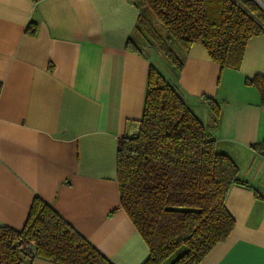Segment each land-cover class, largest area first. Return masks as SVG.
Segmentation results:
<instances>
[{
	"label": "crops",
	"instance_id": "obj_1",
	"mask_svg": "<svg viewBox=\"0 0 264 264\" xmlns=\"http://www.w3.org/2000/svg\"><path fill=\"white\" fill-rule=\"evenodd\" d=\"M141 5L0 0V225L20 229L38 196L113 264L147 257L116 179L119 138L137 130L152 63L133 34ZM130 36L139 51L126 46ZM168 71L248 182L230 186L234 226L197 264H264V150L251 147L264 139V104L245 81L264 74V32L247 40L238 68L220 67L193 42L178 75ZM30 264L59 263L35 256Z\"/></svg>",
	"mask_w": 264,
	"mask_h": 264
},
{
	"label": "trees",
	"instance_id": "obj_2",
	"mask_svg": "<svg viewBox=\"0 0 264 264\" xmlns=\"http://www.w3.org/2000/svg\"><path fill=\"white\" fill-rule=\"evenodd\" d=\"M261 3L144 0L133 34L168 59L174 76L193 42L204 45L220 67L238 68L247 40L264 32ZM35 30L34 24L26 28L30 34ZM126 46L139 51L131 36ZM173 46L180 47V56ZM245 81L264 104V74ZM202 99L219 112L215 99ZM256 146L264 150V139L251 144ZM238 170L235 160L217 149L176 83L150 63L137 130L122 135L116 149L119 205L148 247L140 264H197L224 240L234 226L226 194L233 184H248ZM35 256L59 264H113L38 196L20 229L0 225V264H30Z\"/></svg>",
	"mask_w": 264,
	"mask_h": 264
},
{
	"label": "rangeland",
	"instance_id": "obj_3",
	"mask_svg": "<svg viewBox=\"0 0 264 264\" xmlns=\"http://www.w3.org/2000/svg\"><path fill=\"white\" fill-rule=\"evenodd\" d=\"M141 2L143 4L144 3V0H141ZM152 22H153V24L155 26H157V28L160 29V27H159V25L157 24L156 21H153L152 20ZM139 37H138V42L142 45L143 51L147 55H149L151 57L153 65L155 67H157L159 69V71H162V73L164 74V76L167 77L168 74H169L168 68L170 66V62L168 61V59L163 54H161L159 51L156 50L155 52H153L151 49H149L151 46L149 45V43L147 42V39L145 37H143V36H141L140 38ZM173 51H174V53H176L179 56L182 53L180 47H178V46H173ZM153 53L155 54V56H154ZM194 113H198V112L196 111ZM196 115H198V114H196Z\"/></svg>",
	"mask_w": 264,
	"mask_h": 264
},
{
	"label": "water",
	"instance_id": "obj_4",
	"mask_svg": "<svg viewBox=\"0 0 264 264\" xmlns=\"http://www.w3.org/2000/svg\"><path fill=\"white\" fill-rule=\"evenodd\" d=\"M258 2H259V3H261V1H260V0H258ZM261 4H262V3H261ZM262 5H264V4H262Z\"/></svg>",
	"mask_w": 264,
	"mask_h": 264
}]
</instances>
